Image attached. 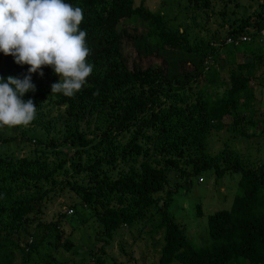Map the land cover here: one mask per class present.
I'll use <instances>...</instances> for the list:
<instances>
[{
  "label": "trees",
  "instance_id": "16d2710c",
  "mask_svg": "<svg viewBox=\"0 0 264 264\" xmlns=\"http://www.w3.org/2000/svg\"><path fill=\"white\" fill-rule=\"evenodd\" d=\"M65 2L83 10L80 27L87 32V61L93 72L74 97L61 94L66 107L61 120L51 126L53 137L39 132L31 136L27 130L0 143V264H29L45 245L50 248L45 264H68L69 259L79 263L70 239L74 229L65 237L60 226L67 212L77 216L79 225H96L91 238L94 246H101L88 253L91 264H129L135 261L136 240L154 243L155 235H161L162 243L153 264H264V165L245 162L228 142L215 155H206L213 131L264 141V117L254 119L253 107L254 86L264 84V53H258L261 44L255 45L264 29V0H186L187 28L207 35L194 42L183 28L171 27L149 9L148 1ZM212 14L214 20L222 18L226 30L207 29ZM241 35L250 39L240 40ZM227 37L238 43H225ZM220 53L231 67L228 84L210 65ZM46 70L43 76L32 74L35 86ZM9 75L22 79L27 66L0 53V77ZM33 93L23 99L37 105L40 99ZM162 97L166 110L160 106ZM33 125L41 128L39 122ZM17 139L34 143L30 157L16 158L2 150L1 145ZM151 141L152 154L144 148ZM186 149L194 158H180ZM154 156H174L176 163L192 164L189 171L176 169L185 177L183 184H174L176 188L187 189L190 177L198 179L206 172L220 183L228 174L237 176L238 194L228 208L207 216V232H199L200 242L191 241L194 236L188 238L186 226L171 215L169 200L160 205L168 168ZM103 166L119 169L116 178ZM80 174L87 175L86 184L70 181ZM64 192L74 194L76 203L58 213L54 222H43L47 204ZM221 196L228 197L225 191ZM195 214H203L201 205ZM124 233L131 244L122 241ZM115 240L117 253L106 252ZM147 250L141 258L148 256Z\"/></svg>",
  "mask_w": 264,
  "mask_h": 264
},
{
  "label": "rangeland",
  "instance_id": "374dc122",
  "mask_svg": "<svg viewBox=\"0 0 264 264\" xmlns=\"http://www.w3.org/2000/svg\"><path fill=\"white\" fill-rule=\"evenodd\" d=\"M138 2V0H136ZM148 1V8L154 11L155 13L161 14L168 22H171L173 28H183L185 30V34L189 37V40L195 41L196 38H206V33L193 31L187 28V14L189 13V7L187 5L186 0H144ZM256 7L254 5L253 9ZM238 12H242V8L238 9ZM214 15H211L209 20V24L207 29L210 32H223L226 30V27H222V18L218 17V19L214 20ZM180 24V25H178ZM142 28V27H141ZM196 37V38H195ZM250 39V38H249ZM256 42V43H255ZM255 45L261 44V49L258 50V53H264V34L261 36H257L255 40ZM254 45V46H255ZM257 46V45H256ZM236 57L241 56V53H236ZM153 64L152 66H154ZM210 65L216 66L219 76L218 79H222L223 83L228 84V75L231 67L227 62V58L224 54L220 53V55L216 58V63L210 62ZM7 69L11 67L8 64ZM190 65L187 64L186 68H189ZM9 70V69H8ZM10 72L12 71L9 70ZM6 74V71L3 72V75ZM6 80V76L4 77ZM59 77L55 75L51 68L47 67L45 76L41 79V81L36 85L35 93L39 97L40 101L36 105L37 113L36 118L28 125V126H16L13 128H0V143L2 139L8 137H16L18 138L23 131L29 130L32 132L30 135L34 136L36 134L41 133L42 136L48 138L53 137L55 134L51 130L52 124L56 120H61L59 117L60 113H64L65 104L60 102V98H62L61 94H51V85L53 83L58 82ZM40 84V86H39ZM31 98L34 97V93L31 92ZM254 101L253 107L256 110L254 119L261 120L264 117V84L262 86H254ZM163 100L160 105L162 109H168V103ZM253 109V110H254ZM161 111V110H160ZM40 114L42 117L39 119L37 114ZM245 114H249L245 112ZM233 121L231 118L228 119V122ZM36 122L41 123L40 127L36 124ZM58 126V125H55ZM44 127V130L42 129ZM45 128H49L50 132L45 130ZM92 129V128H91ZM56 132V130H55ZM150 134V132H147ZM125 137L124 140H126ZM227 139V141H226ZM228 142V145L239 151L242 155V159L246 162H253L264 165V141L260 138H252V139H242L235 138L229 133H219L213 131L207 140L206 145V155L213 156L215 155L222 147ZM3 151H7V153H12L16 158L30 157V150L34 147V143L24 144L21 142V139H17L14 142L9 144L1 145ZM153 141L145 145V149L152 154ZM65 151V149H63ZM183 154L180 156L182 159H192L194 158V154L190 150H182ZM142 157V156H141ZM140 157V161H141ZM153 159L159 163L161 166H166L168 170L165 171L167 176L168 184L166 185L165 190L161 193V201L160 205L164 200H169V212L171 215L179 221L180 225L186 226L187 235L190 238L192 235L194 238H190L191 241H195L198 238L199 232L206 235L207 232V216L217 209L228 208L233 200V198L238 194V181L237 176L235 174H228L224 179H221L223 183H220L215 179L214 175L211 173H204L198 179L195 176L190 177L189 179V187L186 189L184 186L180 188H176L174 184L176 182L183 184L185 182V177H180L181 173L177 168L186 169L189 171L192 168V164H185L183 160H179L176 163V160L173 157H161L154 156ZM195 159L198 160V156L195 155ZM51 160V159H50ZM102 169L105 172L111 174L112 178H116L117 172L119 169H113L110 167L103 166ZM70 181H76L78 184H86L87 175L80 174L76 178H71ZM228 195L226 199L221 196L222 193ZM77 199L74 194L69 192H64L60 196L56 197L54 202H50L47 204L44 209V216H42V221L49 223L54 222L56 220V216L58 213H64L69 209V205L71 203H76ZM197 205H201V210L203 214L196 215L195 207ZM61 230L65 237H67L72 229H74L73 236L70 238L74 245V261H79L77 264H91L90 257L88 253L94 248L97 249L101 246V243H97L94 246V240L91 236L96 231V225L93 221H89L84 225H79L77 216L75 214H71L67 212V218L61 221ZM124 232V231H123ZM144 238L147 240H151L146 235V232L143 233ZM146 234V235H145ZM195 234V235H194ZM132 239L126 234H123L122 241H127L131 244ZM155 240L154 243L145 244L141 239L136 240L133 245L132 250H134L135 261L130 262L129 264H153L152 262H156L160 246H161V235H155L153 238ZM199 240V238H198ZM22 241V240H21ZM200 242V240H199ZM196 244V241L194 242ZM199 245V244H198ZM119 247H117V241L106 247V252H116ZM144 248L148 250V256L141 258V252L144 251ZM50 248L47 245L41 247L36 253L31 256V261L29 264H45L43 261V257L45 254L49 253ZM55 257H60L57 253H54ZM65 258V255L62 258H57L58 260H62ZM68 264H72L73 260H67ZM16 263H19L17 260Z\"/></svg>",
  "mask_w": 264,
  "mask_h": 264
},
{
  "label": "clouds",
  "instance_id": "9594fccd",
  "mask_svg": "<svg viewBox=\"0 0 264 264\" xmlns=\"http://www.w3.org/2000/svg\"><path fill=\"white\" fill-rule=\"evenodd\" d=\"M83 19V10L65 0H0V53L27 66L22 79L0 77V128L26 127L36 118L37 106L23 97L36 91L32 74L43 76L45 67L59 77L51 94L74 97L82 90L93 72Z\"/></svg>",
  "mask_w": 264,
  "mask_h": 264
},
{
  "label": "built area",
  "instance_id": "2783aa9c",
  "mask_svg": "<svg viewBox=\"0 0 264 264\" xmlns=\"http://www.w3.org/2000/svg\"><path fill=\"white\" fill-rule=\"evenodd\" d=\"M261 34H264V29L261 31L260 35H261ZM239 39H240V40H241V39H242V40H249V37H246V38H245L243 35H241ZM233 41H234L236 44L238 43L237 39L234 40V39H232V38H228V39L226 40L227 43H231V42H233Z\"/></svg>",
  "mask_w": 264,
  "mask_h": 264
}]
</instances>
